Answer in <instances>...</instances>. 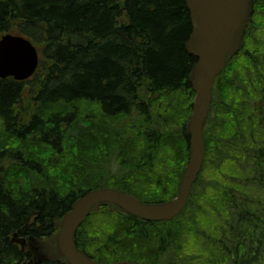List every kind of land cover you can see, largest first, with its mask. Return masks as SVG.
I'll use <instances>...</instances> for the list:
<instances>
[{
	"label": "trees",
	"instance_id": "obj_1",
	"mask_svg": "<svg viewBox=\"0 0 264 264\" xmlns=\"http://www.w3.org/2000/svg\"><path fill=\"white\" fill-rule=\"evenodd\" d=\"M254 2L245 47L215 83L186 210L159 223L92 213L76 242L93 260L264 264V0ZM192 31L187 0H0V41L23 36L40 55L30 80L0 78V264H67L34 262L28 240L58 234L101 186L150 204L177 196L196 97Z\"/></svg>",
	"mask_w": 264,
	"mask_h": 264
},
{
	"label": "water",
	"instance_id": "obj_2",
	"mask_svg": "<svg viewBox=\"0 0 264 264\" xmlns=\"http://www.w3.org/2000/svg\"><path fill=\"white\" fill-rule=\"evenodd\" d=\"M254 0H187L193 31L186 44L190 55L198 59L190 81L196 94L193 114L187 125L190 135V162L184 173L176 198L160 203H144L124 191L106 188L87 193L76 201L65 214L60 232L51 237V244L34 248L45 252L39 261L64 260L67 264H107L97 262L82 251L76 242L81 226L102 206L119 211L146 222H171L186 209L192 188L206 159L205 128L213 109V89L232 60L245 45V36L254 14ZM40 55L34 44L23 36L9 34L0 43V78L26 81L36 72ZM23 245L26 241L21 242ZM111 264H145L116 262Z\"/></svg>",
	"mask_w": 264,
	"mask_h": 264
},
{
	"label": "rangeland",
	"instance_id": "obj_3",
	"mask_svg": "<svg viewBox=\"0 0 264 264\" xmlns=\"http://www.w3.org/2000/svg\"><path fill=\"white\" fill-rule=\"evenodd\" d=\"M263 67H264V58H263V60L261 61L260 66H259V70H260L261 72H262ZM250 78L254 79V77H250ZM258 79H259V78H258ZM26 93H28V90L26 91ZM246 114H247V111H246ZM247 115H249V114H247ZM102 208H104V209H109V210H113V211H114V210H115V211L118 210V209L115 208V207L102 206V207H99V209L96 210L95 212L101 210ZM46 244H51V245H53V246L56 248V244H55L54 242H52V240L50 239V237H49V238H45V239H39V240H37V239H30V240H28V250L32 252V254H33V256H34V262H36V263H37V262H42V261H39V260L42 259L44 255H47L46 250H44L45 252H38V253H35L34 248H35L36 246L46 245ZM192 246H194V243L192 244ZM196 252H197V249H196ZM194 253H195V252L192 251V254H193V255H196V254H194ZM202 253H203V251H202V252H199V255H202ZM169 258H171V256L168 257L167 259H169ZM196 258H197V257H196ZM43 261H44V260H43Z\"/></svg>",
	"mask_w": 264,
	"mask_h": 264
},
{
	"label": "bare ground",
	"instance_id": "obj_4",
	"mask_svg": "<svg viewBox=\"0 0 264 264\" xmlns=\"http://www.w3.org/2000/svg\"><path fill=\"white\" fill-rule=\"evenodd\" d=\"M9 35V34H8ZM7 36V35H6ZM5 36H3V38H4ZM3 38L1 39V41L3 40ZM1 41H0V43H1ZM202 171H203V169L201 170V172H200V174L202 173ZM24 241H26L25 239H22V240H19V241H15V242H17L18 244H21L22 246H23V248H25L26 247V245H27V241H26V244L25 245H23L21 242H24Z\"/></svg>",
	"mask_w": 264,
	"mask_h": 264
}]
</instances>
